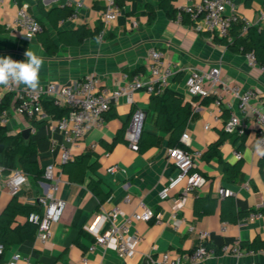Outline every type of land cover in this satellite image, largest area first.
<instances>
[{"label":"crops","instance_id":"1","mask_svg":"<svg viewBox=\"0 0 264 264\" xmlns=\"http://www.w3.org/2000/svg\"><path fill=\"white\" fill-rule=\"evenodd\" d=\"M160 0H126L120 6L118 18L104 26L102 16L107 8V0H82L83 6L77 17L59 20L55 25L45 12L56 7L71 6L68 0H5L0 3V57L10 56L14 60L26 59L24 53L31 49L41 55L44 64L40 71V84L47 82L70 83L80 80L87 74H96L101 84L111 89L123 84L125 74L141 72L144 80L150 81L148 71V53L152 48L165 53L166 64L171 65L175 75L165 89L178 93L191 105L192 114L184 132L189 133V140L184 143L189 150H200L203 155L221 138L224 124L231 111L241 114L237 98L224 93L221 84L217 93L208 96H191L186 87V77L192 69L208 71L220 67V79L234 83L244 89H253L258 98L252 104L264 105V70L260 64L251 65L245 53L237 52L222 43L220 38L206 29L202 20L191 22L188 17L179 23L168 16L159 5ZM201 0H175L177 8L184 4H195ZM236 2V1H235ZM18 5L26 6L43 24L50 34L55 52L47 50L40 41V33L31 40L23 39L12 30L17 16ZM238 14L247 18L250 25L264 28V0H246L236 2ZM154 19L151 20V15ZM83 25L91 31L98 28L97 37L85 38L80 45L64 43L59 32H69ZM43 29V30H44ZM100 29V30H99ZM230 42L233 38L230 35ZM14 86L18 91L26 88L23 84ZM164 91V90H163ZM9 94L8 107L15 104L16 93ZM218 95L222 96L221 105L216 104ZM153 95L144 90L133 94V102L122 96L112 102L105 113V123L101 128L92 129L76 146H73L75 158L88 154L91 162L99 163L95 173L89 172L84 183L70 181L63 173L60 162V144L65 142L64 134L58 129L54 117L48 116L44 126L35 128L30 119L11 112L8 133L21 135L25 141L35 142L32 159L37 160L41 168L55 163L62 172L60 189L54 196L65 201L64 213L52 226V237L41 241L37 228L28 233L23 241L5 247L0 256V264H8L14 254L29 258L34 264H147L148 255L159 256L163 252H172L182 257L184 264H191L189 254L199 243L203 231L210 233L209 243L221 247L224 244L252 241L260 238L264 241V156L257 154L256 143L259 128L253 118H244L245 136L237 132L230 134L219 146L218 154L210 159L202 157L197 161V169L207 178V184L187 195L184 207L179 211L181 219L178 228L172 225L173 200H161L159 191L175 177L177 168L168 158L169 133L159 129L156 124L157 112ZM44 109V106H43ZM136 109L145 112L142 132L149 134L147 140L155 143L138 151L132 150L126 139L116 141L118 133L127 130L132 114ZM32 128L30 137L25 139L23 130ZM141 132V133H142ZM183 132V133H184ZM235 151L242 153V158L235 156ZM241 161L244 179L230 182L227 179L225 165L235 166ZM117 166L115 173L108 168ZM20 168V167H17ZM14 169V168H13ZM21 169V168H20ZM0 166V175H7ZM90 177L101 179L104 191L111 195L104 203L88 188ZM248 184V187H247ZM43 177L35 179L29 175V183L17 194L23 204H36L38 197L46 190ZM220 188L234 191L232 197L240 212L256 211L262 215L254 221L238 223L221 219V205L225 196ZM130 195L131 202L124 203ZM178 194H174L176 197ZM14 195L8 190H0V214ZM213 203L214 209H213ZM161 214L164 222L156 223L133 221L129 234H139L142 241L138 249L125 258L111 249L97 245L95 236L86 230V226L95 224L99 215L121 207L126 214L140 211L143 207ZM196 207L202 215H196ZM39 208V207H38ZM212 210V211H211ZM124 217L119 216L117 224ZM28 222L25 215H18L12 227ZM97 226V223H96ZM192 227V229H190ZM246 248V247H244ZM264 250V249H261ZM255 251L237 259L232 255L219 252L202 264H251L264 262V253ZM88 262H84V258Z\"/></svg>","mask_w":264,"mask_h":264},{"label":"built area","instance_id":"2","mask_svg":"<svg viewBox=\"0 0 264 264\" xmlns=\"http://www.w3.org/2000/svg\"><path fill=\"white\" fill-rule=\"evenodd\" d=\"M5 0H0L4 2ZM73 5L74 12L71 18L77 17L78 10L83 6L82 0H68ZM120 13V6L116 0H107V8L102 16L104 26L115 21ZM188 17L191 22L202 20L207 30L213 32L220 38H230V31L234 25H241L242 33H246L250 23L246 17L236 11L235 0H201L195 4H184L177 7L175 20L184 22ZM44 26L42 22L31 13L26 6L18 5L17 16L12 25V30L25 40H31L42 32ZM251 65L260 64L253 53L246 54ZM148 71L152 79L144 80L141 72L133 75L125 74L123 84L117 88H109L101 84L100 78L96 74H87L80 80L70 83L47 82L40 84L37 90L23 88L18 91L14 84L7 87L0 85V124H8L9 115L13 111L16 114L29 119L43 121L48 119V114L43 109V102L51 100L62 108H68L69 114L56 118L58 129L64 134L65 142L60 144L61 165L75 159L73 146L83 140L94 128H101L105 123V113L110 109L113 101L122 96H126L129 102H133V94L136 91L144 90L147 93L161 94L165 87L175 75V70L171 65L166 64L165 53L156 48H152L148 53ZM264 70V64H260ZM220 67H212L208 71L192 69L186 77L185 83L187 91L191 96H208L217 93L216 88L221 84L223 92L229 93L237 98L241 114L231 111L224 124V131L228 133H245L244 118H253L259 128L258 140L264 139V105L256 106L252 102L258 98V94L253 89H244L241 86L224 82L220 79ZM7 93H16L15 104L8 107L4 104ZM222 96L218 95L216 104L221 105ZM145 112L136 109L131 117L126 130V139L129 141L132 150H139V138L143 129ZM189 140V133L182 134V141ZM200 150H189L182 147H171L168 149V158L177 168L175 177L159 191L161 200L172 199L171 221L174 228H178L181 219L178 217L179 211L184 207L187 195L197 189L203 188L208 180L197 169V161L202 157ZM238 159L242 158L240 151H235ZM117 166L108 168L110 173H115ZM62 172L59 171L55 163L47 164L44 168L43 178L46 181L44 194L36 201L39 210L28 215V221L37 226V235L41 241H47L52 237V226L62 217L66 203L63 199L54 196L60 189L62 183ZM29 183V174L20 168L11 169L7 175H0V190L8 189L13 195H17L24 186ZM248 187V184H247ZM221 196L229 197L235 193L228 188H220ZM174 194H178L176 197ZM131 202V196L124 198V203ZM262 214L251 211L243 220L254 221ZM119 216L124 217L121 224L116 220ZM152 219L156 223H163L161 214H156L152 209L143 207L140 211L128 215L121 207H115L95 219V224L86 226V230L95 236V243L90 247L94 250L97 245L115 250L121 258L133 254L140 245L142 237L139 234H129V226L133 221L148 222ZM97 223V226H96ZM192 229V227H190ZM210 233L203 231L199 235V243L189 254L191 264H202L216 256L219 252L225 255H232L237 259H242L255 251L242 247L239 243L224 244L216 247L209 243ZM5 245L0 241V256L4 253ZM264 253V250H261ZM88 262V258H84ZM147 264H184L182 257L172 252H163L155 257L148 255ZM8 264H34L31 259L23 258L19 254H14ZM251 264H264V262H253Z\"/></svg>","mask_w":264,"mask_h":264},{"label":"trees","instance_id":"3","mask_svg":"<svg viewBox=\"0 0 264 264\" xmlns=\"http://www.w3.org/2000/svg\"><path fill=\"white\" fill-rule=\"evenodd\" d=\"M118 5L121 6L126 0H116ZM175 0H160L159 7L170 16L175 18L177 8L174 6ZM238 2L239 0H235ZM252 0H246V3ZM74 9L71 6L65 5L63 7H56L51 11L45 12L50 21L57 25L59 20H64L71 16ZM151 20L154 19V15H151ZM100 30V29H99ZM98 28L95 31H91L86 26L80 25L75 30L69 32L60 31V38L66 44L80 45L81 42L88 37L96 38ZM40 41L43 46L52 52H55V47L47 29H44L40 34ZM230 35L233 38V42H230L228 38L220 40L234 51L241 53H253L257 61L260 64H264V28L257 26H249L246 33H242L241 25H234L230 31ZM9 94L5 95L4 105L8 106ZM153 99L156 103L155 110L157 112L156 124L159 129L165 133H169V147H182L186 148L181 141V136L186 129V126L190 120L192 109L191 105L186 102L184 97L178 93H172L164 89L161 94H153ZM44 110L46 113L54 118H60L69 114L68 108H62L56 106L53 101L45 100L43 102ZM30 122L35 128H40L45 125L46 120L38 121L34 118L30 119ZM122 130L118 133L116 141L124 140V132ZM224 130L222 131L221 138L218 142L214 143L208 151L203 155L204 158L210 159L218 154L219 146L230 134ZM244 133L242 135L245 136ZM149 134L142 132L138 141L140 146L145 148L153 143L154 140H147ZM35 153V142L32 140L25 141L21 135H14L8 133L6 126L0 124V166L6 172L20 167L24 172L34 177L36 180L43 177L44 169L39 166L37 160L32 159V155ZM99 163L97 161L91 162V156L88 154H82L76 157L74 160L64 163L62 171L68 175L70 181L77 183H84L86 176L89 172L95 173ZM227 179L230 182H238L244 179L242 172L241 161L235 166L225 165ZM101 179H95L90 177L88 181V188L96 195L101 203L107 201L110 197V191H104L101 186ZM215 203H213L214 209ZM221 219L231 223H238L239 220L247 216L251 211L240 212L237 210L234 199L232 197H226L221 205ZM39 210L37 204L29 205L23 204L18 200L17 195H14L6 206V208L0 214V241L7 247L13 243L21 242L28 233L24 231H34L36 225L26 222L24 225H16L12 227L16 221L18 215H28ZM196 215H202L203 212H199L196 207ZM212 211V210H211ZM253 211V210H252ZM264 212V210H262ZM26 234V235H25ZM242 245L248 250L259 251L264 249V241L260 238H255L252 241H244Z\"/></svg>","mask_w":264,"mask_h":264},{"label":"clouds","instance_id":"4","mask_svg":"<svg viewBox=\"0 0 264 264\" xmlns=\"http://www.w3.org/2000/svg\"><path fill=\"white\" fill-rule=\"evenodd\" d=\"M23 61L12 59L10 56L0 57V85L23 84L28 89L37 90L40 86V71L44 59L34 50L25 51ZM257 154L264 156V139L256 143Z\"/></svg>","mask_w":264,"mask_h":264},{"label":"water","instance_id":"5","mask_svg":"<svg viewBox=\"0 0 264 264\" xmlns=\"http://www.w3.org/2000/svg\"><path fill=\"white\" fill-rule=\"evenodd\" d=\"M31 131H32V128H26L25 130H23V132H22L23 137L25 139H28L30 137Z\"/></svg>","mask_w":264,"mask_h":264}]
</instances>
